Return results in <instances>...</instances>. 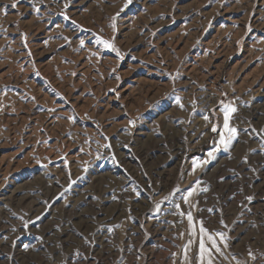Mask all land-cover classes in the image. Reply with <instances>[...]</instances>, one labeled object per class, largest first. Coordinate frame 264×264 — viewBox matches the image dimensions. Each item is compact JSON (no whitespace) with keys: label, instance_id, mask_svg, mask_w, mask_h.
Here are the masks:
<instances>
[{"label":"rangeland","instance_id":"obj_1","mask_svg":"<svg viewBox=\"0 0 264 264\" xmlns=\"http://www.w3.org/2000/svg\"><path fill=\"white\" fill-rule=\"evenodd\" d=\"M125 2L0 0V264H264V0Z\"/></svg>","mask_w":264,"mask_h":264},{"label":"snow or ice","instance_id":"obj_2","mask_svg":"<svg viewBox=\"0 0 264 264\" xmlns=\"http://www.w3.org/2000/svg\"><path fill=\"white\" fill-rule=\"evenodd\" d=\"M132 4V0H126L124 4V8H127L129 5ZM15 7V5H13ZM122 11L124 9H121ZM38 11V10H37ZM119 14H117L118 16ZM65 19H68L67 16H65ZM113 20L116 19V17L112 18ZM75 24V21L72 22ZM77 27H79L77 25ZM112 27L115 28L116 25L115 23L112 24ZM96 43L99 46H102L103 48L107 49L108 51H111L116 54L117 58L122 59L123 57L120 54L119 49L115 47V45L110 41L106 40L103 38H96ZM84 44V41L81 40V45ZM99 51V48L97 49ZM93 55H96V53H93ZM178 99V98H177ZM220 111L223 112V122L221 127V131L218 132V145L223 146L224 151H228L229 148L231 147L234 139H236L239 135V130L234 126L230 125V118L232 114L237 112V108L231 103V102H221L220 104ZM204 119H208V117H204ZM212 132H217V127L214 126L211 128ZM221 151V148L216 145L214 142L213 146L211 149L207 152L208 157H213L214 152H219ZM203 163H207V160H204ZM193 165V172L195 169L199 166L197 159H193L192 161ZM71 183H75V181H71L69 184V187H71ZM197 188H200V181L196 182V186L191 188L189 191H187L186 195H183V201L185 203L189 204V208H192L195 206V202H189V197H192L194 193H196ZM180 191V190H178ZM201 191L207 192L208 189L201 188ZM172 196L173 194H169ZM169 197H165V200L167 201ZM248 201L252 200L251 196L246 197ZM157 209L160 208V205L157 204ZM176 208H179L180 205L176 204ZM181 217L187 216V221L189 222V225L192 226V236L197 235V220L194 218L192 211L186 210L182 211L179 213ZM221 223L223 224V221L221 220ZM199 227H198V233H199V245H198V252H197V257H198V264H216L217 257H223L224 256V250L227 248V234L223 230H210L208 228L204 227V222L202 219L198 221ZM27 226V225H25ZM223 227H227L226 224H223ZM190 240V244H191ZM223 246V247H222ZM251 254V253H250ZM254 258V257H253Z\"/></svg>","mask_w":264,"mask_h":264},{"label":"bare ground","instance_id":"obj_3","mask_svg":"<svg viewBox=\"0 0 264 264\" xmlns=\"http://www.w3.org/2000/svg\"><path fill=\"white\" fill-rule=\"evenodd\" d=\"M94 235V234H93Z\"/></svg>","mask_w":264,"mask_h":264}]
</instances>
